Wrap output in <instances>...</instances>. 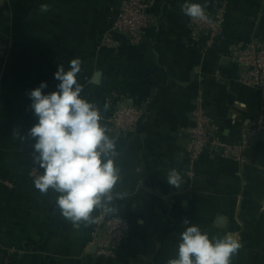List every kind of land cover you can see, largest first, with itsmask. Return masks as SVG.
Returning a JSON list of instances; mask_svg holds the SVG:
<instances>
[{
	"label": "crops",
	"instance_id": "0c3cea01",
	"mask_svg": "<svg viewBox=\"0 0 264 264\" xmlns=\"http://www.w3.org/2000/svg\"><path fill=\"white\" fill-rule=\"evenodd\" d=\"M208 13H222L211 46L194 35L181 11L185 0H155L153 23L138 44L113 34L104 42L119 0H5L0 7V255L8 264H168L175 258L183 221L210 238L234 234L242 247L232 264H264V132L241 154L226 155L239 142L242 127L259 111L255 87L241 80L229 48L264 42V0H195ZM47 4L48 11L41 12ZM79 58L81 95L106 116L118 96L147 102L134 132L111 135L121 180L113 192V213L129 231L113 256L90 243L96 222L66 221L55 206L58 193H40L31 171L36 122L26 95L42 81L55 90L54 73ZM99 75L98 82L94 81ZM199 100L216 128L219 144L203 152L188 175L184 147ZM40 168V167H39ZM175 168L179 188L166 177Z\"/></svg>",
	"mask_w": 264,
	"mask_h": 264
},
{
	"label": "clouds",
	"instance_id": "9594fccd",
	"mask_svg": "<svg viewBox=\"0 0 264 264\" xmlns=\"http://www.w3.org/2000/svg\"><path fill=\"white\" fill-rule=\"evenodd\" d=\"M40 11L47 12L48 5H41ZM181 11L190 19L206 18L204 6L195 0H185ZM80 72L81 61L74 58L67 70L59 66L54 73L55 90L45 92L48 84L42 81L27 91L36 118L27 136L34 142V161L43 169L34 177V187L42 194L50 189L58 193L55 206L62 217L73 225L87 226L96 222L94 212L115 211L112 202L122 195L113 190L121 171L116 142L101 123L100 110L81 95ZM166 181L179 188L183 177L173 168ZM183 223L186 227L179 234L176 257L168 264H232L242 247L236 235L210 238L188 219Z\"/></svg>",
	"mask_w": 264,
	"mask_h": 264
},
{
	"label": "built area",
	"instance_id": "2783aa9c",
	"mask_svg": "<svg viewBox=\"0 0 264 264\" xmlns=\"http://www.w3.org/2000/svg\"><path fill=\"white\" fill-rule=\"evenodd\" d=\"M5 0H0V7ZM155 0H119L117 13L104 42L108 45H116L113 34H123L132 44H138L153 23L150 8ZM206 12V11H205ZM223 21L222 13H208L206 18L188 19V25L194 35L205 36V45L211 46L221 30ZM5 49L0 44V52ZM231 59L241 69L243 83L255 87L259 95L258 114L251 119L247 126L242 127L239 142L232 146H225L226 155L242 157V152L255 142L264 132V42H239L229 48ZM147 102L140 104L127 103L123 96H118L113 104V109L106 116L107 134L126 135L134 132L140 118L147 113ZM193 126L188 132V142L184 147V153L188 158V175L193 174L195 162L205 152H213L221 144L216 134L215 127L210 123V118L203 112L199 100L192 110ZM43 169L34 167L31 176L34 178ZM129 231V225L119 215H107L101 213L97 219V226L91 231L90 243L96 252L104 256H113ZM9 256L0 255V264H8Z\"/></svg>",
	"mask_w": 264,
	"mask_h": 264
},
{
	"label": "water",
	"instance_id": "95a60500",
	"mask_svg": "<svg viewBox=\"0 0 264 264\" xmlns=\"http://www.w3.org/2000/svg\"><path fill=\"white\" fill-rule=\"evenodd\" d=\"M98 79H99V75L96 74L95 77H94V81H95V82H98Z\"/></svg>",
	"mask_w": 264,
	"mask_h": 264
}]
</instances>
